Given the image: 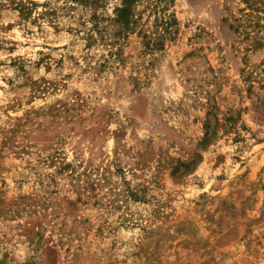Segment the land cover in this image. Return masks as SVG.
Wrapping results in <instances>:
<instances>
[{
	"label": "rangeland",
	"instance_id": "374dc122",
	"mask_svg": "<svg viewBox=\"0 0 264 264\" xmlns=\"http://www.w3.org/2000/svg\"><path fill=\"white\" fill-rule=\"evenodd\" d=\"M17 1L0 0V264H264V0H174L163 37L140 6L147 39L120 62L87 40L89 8L34 20Z\"/></svg>",
	"mask_w": 264,
	"mask_h": 264
},
{
	"label": "trees",
	"instance_id": "16d2710c",
	"mask_svg": "<svg viewBox=\"0 0 264 264\" xmlns=\"http://www.w3.org/2000/svg\"><path fill=\"white\" fill-rule=\"evenodd\" d=\"M119 4L113 10V17H104L98 13L103 8L106 0H65L63 5L73 6V8L80 6L82 8H89L92 15L89 19L91 28L88 30V41L95 43L97 37L103 45L109 48L110 57H114L116 62H120V41H125L129 36L136 34L141 38L147 39L148 31L143 29L142 25H138V20L141 19L143 11H138L140 6H143L144 12L152 15L158 25L155 26V31L158 36L172 34L173 27L177 25V21L173 13L168 10L173 7L174 0H118ZM51 2L46 0L40 5L30 0H19L14 2V10L22 17L28 18L33 12L36 13L34 20L50 18L51 15L57 13L59 7L51 5ZM42 8V11L37 13L36 8ZM70 8V7H69ZM72 8V7H71ZM103 23H108L107 27ZM111 26V27H110ZM110 27V28H109ZM110 30V33H108ZM90 46V44H88ZM144 47L148 51L160 50L163 47L162 39L157 42L150 40L144 41Z\"/></svg>",
	"mask_w": 264,
	"mask_h": 264
}]
</instances>
